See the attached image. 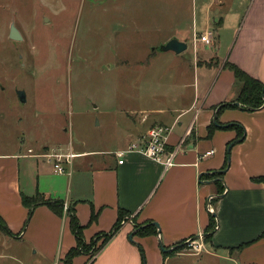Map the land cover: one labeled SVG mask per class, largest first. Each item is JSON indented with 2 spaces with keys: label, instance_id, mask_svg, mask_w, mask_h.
<instances>
[{
  "label": "crops",
  "instance_id": "crops-1",
  "mask_svg": "<svg viewBox=\"0 0 264 264\" xmlns=\"http://www.w3.org/2000/svg\"><path fill=\"white\" fill-rule=\"evenodd\" d=\"M194 6L193 23H182L180 15L166 22L168 26L156 24L168 30L158 44L175 37L188 47L180 53L157 50V45L148 48L147 56L153 61L160 55L161 65L148 74L144 66L128 100L124 98L125 130L117 135V143L115 135H107L93 145L84 140L82 145L60 147L75 154L70 172L63 174L44 156L49 147L42 151L11 143L0 149V217L16 240L35 250L30 264H63L77 245L67 206L84 226L87 243L97 234L110 233L124 214L120 229L99 252L80 254L73 264H186L202 253L215 255L213 249H230V258L241 264H264V183L253 181L264 175V105L218 112L220 104L236 103L239 93L227 63L264 83V0H194ZM208 30L211 43L196 47L194 35ZM164 69L166 76L154 83L155 74ZM215 115L222 124L243 125L247 134L231 147L224 177L208 179L203 175L223 169L228 145L238 138L236 129L219 128L209 136ZM157 125L171 128L169 148L178 149L169 168L127 150ZM39 194L62 201L63 215L38 205L28 217L23 196ZM212 217L215 227L209 229ZM152 223L158 224L157 233H138L139 225L141 229ZM207 232L211 238L206 251H173L182 241L204 238Z\"/></svg>",
  "mask_w": 264,
  "mask_h": 264
},
{
  "label": "rangeland",
  "instance_id": "rangeland-1",
  "mask_svg": "<svg viewBox=\"0 0 264 264\" xmlns=\"http://www.w3.org/2000/svg\"><path fill=\"white\" fill-rule=\"evenodd\" d=\"M194 10V0H0V149L24 143L53 152L84 140L93 145L107 135L117 143L125 130L124 98L144 66L148 74L161 65L160 55L153 61L147 56L148 48L160 50L158 40L175 16L193 23ZM13 22L22 40L9 37ZM160 22L166 25L162 30ZM166 74L156 73L154 83ZM190 240L198 242L186 240L173 251L209 249L205 237ZM34 251L0 231V264H30ZM212 251L186 264H241L230 258V249Z\"/></svg>",
  "mask_w": 264,
  "mask_h": 264
},
{
  "label": "trees",
  "instance_id": "trees-1",
  "mask_svg": "<svg viewBox=\"0 0 264 264\" xmlns=\"http://www.w3.org/2000/svg\"><path fill=\"white\" fill-rule=\"evenodd\" d=\"M227 65L234 71L236 81H237V85L239 86V93H238L236 102H239L240 105L247 110H256V109L261 108L264 105V83L261 82L259 79L250 76L247 72H245L244 70H242L241 68H239L237 65H235L233 63H227ZM236 106H237L236 103L225 102V103H222L219 105V107H218L219 111L218 112L220 114L222 110H224L226 108L236 107ZM217 123L218 124L213 122L209 126V136H212L214 134V132L219 128H221V129H236L238 132V136H237L238 138L237 139H239V138L245 139L247 132H246V129L243 125L236 123V122L230 123V124H222L218 118H217ZM237 139L230 142L228 145V148H229L231 143H233V142L236 143ZM229 155H230V151L227 149L225 165L223 166V169L221 172H215L213 174L207 173V174L203 175V177L208 178V179L223 178L225 175L226 169L229 167ZM253 181L264 183V175L254 177ZM217 183L220 184V180H218ZM221 192H222V190H221ZM23 204L29 210L28 217L32 216V214L34 212V208L37 207L38 205H47L51 210H53L55 213H57L60 216L63 215L64 210H65V205L62 201H57V200L45 198L41 194H39L37 196H31V197L23 196ZM67 212H68L69 217H70V227H71L72 231L74 232V234L77 238V245L68 251L66 256L63 258V264H73V259L76 256H78L80 254H90V251H92V248H95L94 252H96V253L99 252L102 249V247L109 241V239H111L118 232V230L121 227V221H122L121 219L124 216V214L121 212L119 221L117 222V224L115 225V227L112 229V231L110 233H108V234H97L95 237L92 238V240L89 243H87L84 240V236H83L84 226L81 225V223H80V221H79V219H78V217L74 211V208L69 207ZM94 218H95V216H93V219ZM214 227H215V219H214V217H212L209 229L214 228ZM0 228L4 232L13 235L12 231L10 230V228L7 226V224L5 223V221L1 217H0ZM137 231L139 234L146 235V234H150V233H157V228L154 224H150V225L146 226L145 228L140 229V225H139ZM263 235H264V233H263ZM205 236H206L205 238H207V240H209L211 238V234L208 232L205 234ZM100 238H103L104 241L99 246H97ZM185 241L181 242L183 244V246H184ZM246 244L247 243L240 245L238 247V249H242ZM96 246H97V248H96ZM96 253H93L91 255L93 256Z\"/></svg>",
  "mask_w": 264,
  "mask_h": 264
},
{
  "label": "built area",
  "instance_id": "built-area-1",
  "mask_svg": "<svg viewBox=\"0 0 264 264\" xmlns=\"http://www.w3.org/2000/svg\"><path fill=\"white\" fill-rule=\"evenodd\" d=\"M211 35L212 31L210 30L201 35L195 34L194 42L196 47L199 42L210 44ZM170 131L171 128L167 126H154L142 136L139 142L131 144L127 150L141 152L142 154L159 162L165 168H169L175 164V156L178 151L177 148H169L168 138ZM29 151L32 152L33 150L30 149ZM118 155L122 157L124 155V152H121ZM44 156L54 163L56 172L63 174L70 172L67 168H69V166L72 164L75 154L73 152L65 153L63 151H47ZM123 161L124 160L121 159L120 163H123ZM65 163L68 164V167L65 166ZM210 210L213 211L211 207ZM201 237H203V235H201ZM188 240L190 241L191 245H195L198 242L197 240Z\"/></svg>",
  "mask_w": 264,
  "mask_h": 264
},
{
  "label": "water",
  "instance_id": "water-1",
  "mask_svg": "<svg viewBox=\"0 0 264 264\" xmlns=\"http://www.w3.org/2000/svg\"><path fill=\"white\" fill-rule=\"evenodd\" d=\"M9 37L11 39H14V40H22L23 39V36L19 30V28L16 26V24L13 22L10 26V33H9ZM188 47L187 43L186 42H183V41H180L178 38H172L170 39L167 43L165 44H162L160 46V50L161 51H168V50H173L175 52H182L183 50H185L186 48ZM19 95L21 97L22 100H25V92L24 91H19ZM236 104L238 106H240V103L239 102H236ZM214 122L216 124L217 123V115H215V119H214ZM242 139L239 138L237 139L236 141H241ZM234 142L230 144L228 150L230 151L231 150V147L233 146ZM222 170H219V171H215V172H221ZM213 172V173H215ZM215 180H211L210 182H214ZM153 224V223H152ZM154 225H158L157 223H154ZM145 227V226H142V228ZM130 239H133V234L130 235ZM183 245V244H180V246ZM163 247V246H162ZM164 250H166L164 247H163Z\"/></svg>",
  "mask_w": 264,
  "mask_h": 264
}]
</instances>
